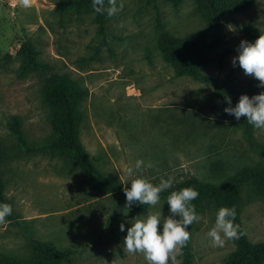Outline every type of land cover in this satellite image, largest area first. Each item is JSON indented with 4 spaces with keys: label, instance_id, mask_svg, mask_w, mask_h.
<instances>
[{
    "label": "rangeland",
    "instance_id": "obj_1",
    "mask_svg": "<svg viewBox=\"0 0 264 264\" xmlns=\"http://www.w3.org/2000/svg\"><path fill=\"white\" fill-rule=\"evenodd\" d=\"M61 1L31 0L24 8L20 0H0V174L13 208L0 222V257L31 260L38 239L75 251L59 264H147L143 253L123 250V239L132 218L168 216L167 197L141 212L132 211L122 194L89 190L74 158L47 146L53 127L44 90L55 76L81 86L78 138L124 188L139 176L153 184L168 177L173 185L192 177L218 184L244 168L264 170V129L252 126L251 142L243 116L236 120L224 111L226 95L234 106L241 94L264 91L232 63L240 41H250L245 28L264 29V0L217 26L206 21L197 0L177 6L171 0H116L120 10L107 19L106 46L95 13L61 14ZM164 32L222 36L202 70L212 81L176 73L158 47ZM30 48L40 66L25 69ZM14 117L25 143L12 128ZM238 207L248 239L264 242V194L250 180L238 190ZM217 211L215 202L206 201L193 224V264H220L237 249L233 238L215 246L208 237ZM183 260L177 248L168 264Z\"/></svg>",
    "mask_w": 264,
    "mask_h": 264
},
{
    "label": "trees",
    "instance_id": "obj_2",
    "mask_svg": "<svg viewBox=\"0 0 264 264\" xmlns=\"http://www.w3.org/2000/svg\"><path fill=\"white\" fill-rule=\"evenodd\" d=\"M174 5H179L183 0H171ZM199 8L206 21L217 26L230 16L249 9L255 0H197ZM105 7L108 6L104 0ZM61 14L69 11L84 12L87 10L95 13V22L98 25L103 45H108V31L106 14L96 13L92 7V0H62L59 3ZM245 31L250 41H255L261 29L249 24ZM222 43V36L219 33H199L185 37H178L164 32L160 35L158 47L164 58L171 64L179 75H188L199 81H212L202 72L209 62V55ZM40 63L36 60V53L33 49L28 50V67L37 68ZM255 90V88H253ZM85 97V91L80 85L67 79L64 76H55L47 84L44 90V98L52 113L53 136L48 143V148L54 152H62L70 155L79 164L84 173L86 187L95 192L103 194H122L125 197L122 183L109 177L103 172L88 154L86 148L78 138V127L82 120L81 102ZM246 133L249 141L252 142V125L245 117ZM12 128L17 134L20 142L25 143L18 117L13 118ZM3 159V143L0 139V163ZM247 180L252 181L259 192L264 194V170L262 168H244L237 175L227 181L212 184L201 181L197 178H186L174 184L170 189L160 194L166 198L171 191L192 186L198 190V197L191 203L195 205L199 213L206 201H213L217 209L221 207H235V224L239 225L238 238H233L237 245L234 253L225 258L220 264H264V242L252 243L243 228L238 207V190ZM0 202L8 203L5 197V184L0 174ZM148 205L133 203L132 211H146ZM194 224V223H193ZM193 224L189 226L191 233ZM35 252L31 260H24L15 257H0V264H59L70 259L75 251L72 248H61L42 240H34ZM183 254L184 264H193V253L191 251L190 239L183 247H180Z\"/></svg>",
    "mask_w": 264,
    "mask_h": 264
},
{
    "label": "clouds",
    "instance_id": "obj_3",
    "mask_svg": "<svg viewBox=\"0 0 264 264\" xmlns=\"http://www.w3.org/2000/svg\"><path fill=\"white\" fill-rule=\"evenodd\" d=\"M20 2L24 8L31 6V0ZM92 7L96 13L109 17L120 10L116 0H108L107 7L104 0H92ZM236 52L237 55L232 58L233 66H239L245 75L259 81V87H264V34H260L255 41L242 39ZM225 99L227 101L225 113L233 115L236 120L243 116L254 128L264 129V91L252 96L241 94L234 106L230 96L226 95ZM141 163L137 161L135 167L139 169ZM132 171L131 168L128 169L130 176ZM130 181V188H124L128 207L133 203L155 206L160 201V194L173 185L171 177L161 179L158 184H153L143 176ZM198 195V190L192 186L171 191L166 199L169 206L168 216L165 217L162 213H148L132 218L123 239V250L128 254L143 253L147 264H168L170 254L189 241V226L201 219L195 205L191 203ZM12 212L10 204L0 202V222ZM235 217L234 206L218 209L215 224L207 233L213 245L222 246L225 238H238L239 225L234 223ZM119 227L121 232L125 231V223L122 222Z\"/></svg>",
    "mask_w": 264,
    "mask_h": 264
}]
</instances>
